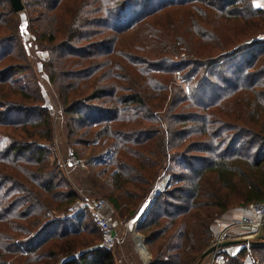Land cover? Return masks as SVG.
<instances>
[{
    "label": "trees",
    "instance_id": "trees-1",
    "mask_svg": "<svg viewBox=\"0 0 264 264\" xmlns=\"http://www.w3.org/2000/svg\"><path fill=\"white\" fill-rule=\"evenodd\" d=\"M22 1L49 53L68 143L106 146L109 191L96 193L132 218L168 175L138 227L148 264H202L216 220L264 201V10L254 0ZM1 136L0 264H116L50 148L53 113L11 0H0ZM250 251L264 264V235Z\"/></svg>",
    "mask_w": 264,
    "mask_h": 264
},
{
    "label": "rangeland",
    "instance_id": "rangeland-1",
    "mask_svg": "<svg viewBox=\"0 0 264 264\" xmlns=\"http://www.w3.org/2000/svg\"><path fill=\"white\" fill-rule=\"evenodd\" d=\"M18 13L21 19L22 39L28 52L30 62L32 63V70L36 76L37 83L41 87V90L46 98V104L51 109V112L53 113L54 117V144L51 145L50 148L54 150L53 153L55 154L59 165L62 164L61 168L63 169L65 175L68 177L70 182L75 186V188H77L80 196L84 194L91 199H97L98 197L102 198L98 193H96V191L99 190L100 193H106L109 191L108 185L110 182V174L112 172V168L108 164L107 156L105 154L106 146L105 144L102 145L103 142H99L93 146H84L77 143H68L66 137L65 120L63 116V111L60 106L61 104L59 96L55 90L54 85L49 79V75L45 66V62H47L49 58V53L46 50H43L34 42L28 30V15L25 12V9ZM7 142L8 141L6 137H0V147H3ZM72 155L76 158L77 161L74 163V165L71 164L72 166L70 165L68 167H64L63 164L66 161L65 159H69ZM92 177L94 180L92 179ZM168 177V175H164L160 178L154 193L151 195L150 198L146 200V202L142 206V209L136 216L132 218H122L116 211L114 212L112 216V223L121 237V242L116 244V246L114 247H109L108 249H111V251L113 252L116 264H144V257L142 256L139 248L137 250L136 240L134 238L136 236V232L139 233L138 229L136 228V225L139 220V217L146 212V210L154 200V196L158 192V190H162L163 188L165 189L169 186V182L167 183L166 187V183L163 184L164 181L166 182V178ZM80 205L85 208L82 203H80ZM85 209L89 212L87 208ZM236 209L237 208H234L232 210ZM224 217L225 214H223L219 218L224 219ZM226 225L227 226L224 227L223 230L226 228V234L229 235V237H232L226 240L225 242L239 240L240 244L221 247L223 249L221 251L222 257L217 261V264H227V261L230 259V257L237 255V253L243 248L247 249L248 254L243 259L244 263L253 264L254 257L250 251V243L254 240L257 235L245 241L241 238L237 239V237L242 236V234H250L252 233V231L241 230V232L236 233L234 227H228L229 221L226 222ZM139 235L141 234L139 233ZM216 235L214 231V238L212 239L209 248L214 247L212 246V243L214 242ZM141 238H143V236ZM211 255L212 253L209 254L207 257L203 258L204 261H202V264H208L211 260ZM148 258H150V253H148Z\"/></svg>",
    "mask_w": 264,
    "mask_h": 264
},
{
    "label": "built area",
    "instance_id": "built-area-1",
    "mask_svg": "<svg viewBox=\"0 0 264 264\" xmlns=\"http://www.w3.org/2000/svg\"><path fill=\"white\" fill-rule=\"evenodd\" d=\"M63 166L68 167L71 164L77 161L76 158L72 155L69 159H65ZM62 166V164H60ZM72 166V165H71ZM169 178V177H168ZM166 178V181L168 180ZM82 205L89 210L91 213L93 222L98 227L101 237H102V244L106 247H114L116 244L121 242V237L112 223V216L115 212L113 206L107 201L105 198H97L91 199L88 196L82 194ZM242 211V217L239 219H234L229 221V228H240L242 230H251L252 233L250 234H242V236L237 237V239L248 240L251 237L258 235V232L264 228V201L261 202H250L245 205H242L239 208ZM223 219L219 218L216 220L215 224H222ZM227 226V225H226ZM224 226V227H226ZM226 228L220 230L217 235L215 236L214 242L212 246H215V250L212 252L211 260L208 264H217V261L221 259V244L226 240L230 239L229 235L226 234ZM136 232V236L134 237L135 240L139 239L140 241H136V246L138 250V246L142 244L146 249L147 246L143 243V238ZM228 237V238H227ZM227 238V239H226ZM147 252L149 253L148 249ZM151 258V256H150ZM150 258L145 259L143 258L144 264H148Z\"/></svg>",
    "mask_w": 264,
    "mask_h": 264
},
{
    "label": "water",
    "instance_id": "water-1",
    "mask_svg": "<svg viewBox=\"0 0 264 264\" xmlns=\"http://www.w3.org/2000/svg\"><path fill=\"white\" fill-rule=\"evenodd\" d=\"M11 3H12V6H13V8H14V10L16 11V12H20V11H23L24 9H25V7H24V4H23V1L22 0H11ZM169 180H170V177L168 178V180L165 182L166 184H165V187H166V185H167V183L169 182ZM164 189V188H163ZM162 189V190H163ZM161 189L160 190H158V192L155 194V196H154V199L157 197V195H158V193L160 192V191H162ZM153 202V201H152ZM149 208V207H148ZM148 212V209L146 210V212L145 213H143L140 217H139V220H138V222H137V229H138V227H139V224L142 222V220H143V218L145 217V215H146V213ZM143 243H144V245H146V243H145V240H143ZM237 244H240V241L239 240H234V241H227V242H224V243H222L220 246L221 247H226V246H229V245H237ZM215 250V246L214 247H211V248H209L207 251H205L204 252V254L202 255V259L203 258H205V257H207L209 254H211L213 251Z\"/></svg>",
    "mask_w": 264,
    "mask_h": 264
},
{
    "label": "crops",
    "instance_id": "crops-1",
    "mask_svg": "<svg viewBox=\"0 0 264 264\" xmlns=\"http://www.w3.org/2000/svg\"><path fill=\"white\" fill-rule=\"evenodd\" d=\"M254 5L258 8H261L264 10V0H254ZM242 211L240 209H236V210H230L229 212H227L225 214V217H224V223L222 224H215V228H214V231H215V235L217 232H219L222 228H224V226H226V222L227 221H231V220H234V219H239L242 217ZM226 221V222H225ZM242 229L240 228H235V231L236 233H239L241 232ZM264 235V228H262L260 231H259V234L258 235ZM257 235V236H258ZM255 237V236H254Z\"/></svg>",
    "mask_w": 264,
    "mask_h": 264
},
{
    "label": "bare ground",
    "instance_id": "bare-ground-1",
    "mask_svg": "<svg viewBox=\"0 0 264 264\" xmlns=\"http://www.w3.org/2000/svg\"><path fill=\"white\" fill-rule=\"evenodd\" d=\"M163 184H165V181L163 182ZM136 241H140V240L137 239ZM138 248H139V250H140L142 256H143L144 258H148V252H147L146 248H145L142 244H140V246H138Z\"/></svg>",
    "mask_w": 264,
    "mask_h": 264
}]
</instances>
